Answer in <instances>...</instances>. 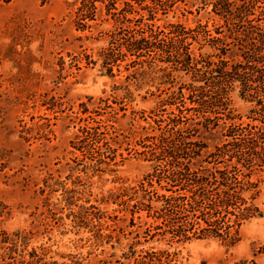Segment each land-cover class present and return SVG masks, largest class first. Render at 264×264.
I'll list each match as a JSON object with an SVG mask.
<instances>
[{
	"label": "rangeland",
	"instance_id": "1",
	"mask_svg": "<svg viewBox=\"0 0 264 264\" xmlns=\"http://www.w3.org/2000/svg\"><path fill=\"white\" fill-rule=\"evenodd\" d=\"M214 1L0 0V264H137L151 251L157 264H264L259 171L250 180H259L253 202L263 214L234 242L152 236L144 231L153 219L131 211L132 190L154 166L166 168L149 151L179 113L164 99L189 78L151 59L157 79H142L148 64H127L135 57L123 43L171 24L213 30L224 24ZM229 99L236 123L263 126L237 89ZM160 185L150 188L167 193Z\"/></svg>",
	"mask_w": 264,
	"mask_h": 264
},
{
	"label": "trees",
	"instance_id": "2",
	"mask_svg": "<svg viewBox=\"0 0 264 264\" xmlns=\"http://www.w3.org/2000/svg\"><path fill=\"white\" fill-rule=\"evenodd\" d=\"M213 10L224 20L213 30L199 23L193 28L171 24L167 31L150 29L147 35H130L123 43L126 53L135 57L127 64H148L149 69L138 72L142 79H157L158 70L150 63L154 59L189 78L164 99L176 104L179 113L167 117L149 151L166 168L154 166L129 195L134 200L132 213L145 211L153 219L144 231L153 230L152 236L234 242L244 221L263 214L253 202L259 180L250 176L259 171L264 180V124L236 123L226 108L229 93L237 89L239 98L254 105L252 115L258 113L264 120V0H215ZM193 44L199 50L208 47L209 52H195ZM184 110L198 115L182 116ZM153 181L165 182L160 186L167 193L151 189ZM160 258L151 251L136 263L157 264Z\"/></svg>",
	"mask_w": 264,
	"mask_h": 264
}]
</instances>
